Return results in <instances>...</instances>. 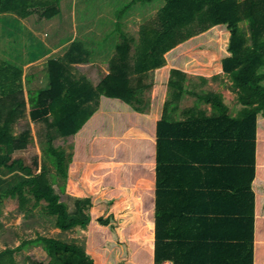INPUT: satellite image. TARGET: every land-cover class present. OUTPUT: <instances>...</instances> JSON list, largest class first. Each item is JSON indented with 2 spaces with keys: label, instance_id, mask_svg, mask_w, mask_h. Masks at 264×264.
Instances as JSON below:
<instances>
[{
  "label": "trees",
  "instance_id": "obj_1",
  "mask_svg": "<svg viewBox=\"0 0 264 264\" xmlns=\"http://www.w3.org/2000/svg\"><path fill=\"white\" fill-rule=\"evenodd\" d=\"M60 1L0 0V14H9L0 18L19 21L10 14L26 17L38 6L44 7L45 17L52 18L60 13ZM136 1L130 0L117 15L123 16L124 9ZM123 27L122 24L121 39L109 61V72L97 85L73 71V64L86 62L89 52L80 40H74L63 57L46 61L44 85L32 81L28 89L29 121L45 123V154L55 169L52 173L48 163L37 171L25 157L14 155L25 149L32 137L30 128L15 134L12 126L28 107L24 66L0 59V171L8 168L19 172L11 186H0V193L17 196L21 206L32 195L33 206L42 205L47 214L55 216V226L62 231L88 229L86 244L41 233L23 239L16 247L0 251V264H18L16 252L31 245L42 246L48 255V261L31 264H160L166 259L174 264H206L200 258L183 259L186 251L202 250L216 254L211 258L217 262L214 264H264V236L254 242L253 220L249 230L252 234L242 240L221 241L218 245L170 241L161 238L158 225L146 224L148 216H142V208H135L141 215L126 225L123 217L131 209L117 204L120 177H116L117 183L107 176L97 184V170L113 169V164H119L122 158L107 155L116 151L123 155L124 147L131 144L130 137L124 136L127 131L115 130L114 124L110 127L111 119H129L131 123L153 119L144 113L150 100L142 106L137 103H141L142 85L147 90L153 85L143 79L150 71H160L165 66L176 76L185 72L229 74L244 105L237 121L241 130L237 140L245 139L246 153H252V161L264 163V0H165L151 18L142 22L138 35H129ZM169 85L181 88V78L169 80ZM210 96L215 107L225 113L222 95L213 92ZM112 98L124 102H112ZM57 136L73 138V150L56 145ZM123 164L124 176L128 169L140 167L130 162ZM55 182L63 192L79 196L71 212L56 191ZM259 220L264 224V216ZM180 251L183 254L175 256Z\"/></svg>",
  "mask_w": 264,
  "mask_h": 264
},
{
  "label": "crops",
  "instance_id": "obj_2",
  "mask_svg": "<svg viewBox=\"0 0 264 264\" xmlns=\"http://www.w3.org/2000/svg\"><path fill=\"white\" fill-rule=\"evenodd\" d=\"M64 2L67 0L60 1V12ZM34 14L35 11L26 17L10 15L31 27L26 20H31L29 18ZM2 15L9 14H0V17ZM39 21L35 22L40 24ZM133 25L135 23L124 26L131 27L134 35L136 30L132 29L135 28ZM126 27L123 30L128 33ZM139 28L140 25L136 29ZM42 40L47 53L37 59L48 56L45 61L51 57H63L74 41L67 38L48 44L46 38ZM83 46L87 48L85 44ZM58 47L61 51L55 53ZM113 53L107 56L111 58ZM87 61L74 63L73 68L86 65ZM103 70L106 72L101 77L97 76V82L87 76L94 85L109 72L106 68ZM261 71L264 72V66ZM173 78H181V88L169 85V80ZM143 81L152 82L153 85L149 90L142 85L139 95L141 103L137 105H145L149 99V109L144 113L153 119L148 118L142 123L111 119L110 127L114 124L115 130L127 131L124 136L130 137L131 144L124 147L123 155L119 151L107 155L109 158L122 156L117 162L119 164L112 167L119 174L113 169L97 170V184L107 176L114 183H117L116 177L121 178L122 184L117 187L119 193L116 197L120 199L118 205H128L131 209L123 217L126 225L136 221L141 215L136 209L142 208V216H148L146 224L153 222L158 225L161 238L170 241H202L218 245L221 241L242 240L252 234L249 233L252 220L254 242L259 239L258 236H264V224L259 220L264 216V163L252 161V153H246L245 139L238 141L241 130L237 121H240L239 115L244 105L238 99L230 75L225 72L217 76L185 72L176 76L165 66L160 71H150ZM213 92L222 95L227 106L225 113L212 103L210 94ZM110 100L122 101L118 98ZM134 137H141V140ZM68 139L73 142V138ZM72 149L73 145H69L67 150ZM126 162L140 167L128 169L124 176L121 167ZM58 193L62 196L65 192L60 189ZM69 196V199L77 198ZM184 253V260L200 258L201 263H217L211 259L216 256L212 250ZM174 254L182 255L183 252ZM163 262L174 264L171 259Z\"/></svg>",
  "mask_w": 264,
  "mask_h": 264
},
{
  "label": "rangeland",
  "instance_id": "obj_3",
  "mask_svg": "<svg viewBox=\"0 0 264 264\" xmlns=\"http://www.w3.org/2000/svg\"><path fill=\"white\" fill-rule=\"evenodd\" d=\"M129 1L67 0L64 2L65 5L61 12L52 18L45 17L42 12L44 7L38 6V9H35L37 15L34 14L29 18L31 20H26V24H30L31 27L13 18L4 19V21L0 18V59L24 66V94L28 107L25 115L19 117L12 125L13 132L17 134L26 128H30L32 131V137L27 147L16 151L14 155L25 157V161L34 170L40 171L42 164L48 163L45 154L47 146L45 123L32 122L30 124V116H28V89L31 87L32 81L40 86L44 85L46 81L43 69L48 56L37 59L47 53V47L42 39L46 38L48 44L67 38L80 40L89 49L87 58L91 62L87 61L86 65L74 66L73 69L97 82V76L101 77L106 72L103 69L109 70L110 58L108 56L115 51L113 46L120 39L122 24L135 23L133 25L135 28L132 27L134 31L136 30L134 35L131 33V27L124 26L123 29L126 27L131 36L138 35L137 26L151 18L165 2V0H138L124 9L123 16L117 15V12L122 10ZM37 20H40V24L35 22ZM138 20L142 22H134ZM243 25H247V23H243ZM35 29H38L37 33ZM135 44L136 42L133 43V46ZM60 51L61 48L58 47L55 53ZM30 61L33 62L29 63ZM32 73H36V75ZM70 141L68 138L63 139L59 136L55 138V144L61 145L65 149H68L69 145H74V142ZM48 165L50 173L55 171L54 167L49 163ZM18 174V171L8 168L1 170L0 186L3 188L11 186L18 180ZM49 177L52 178V175ZM54 187L60 192L57 182L54 183ZM69 195L73 194L63 193L62 200H67L64 201L68 204L71 212L74 209L75 200L74 198L69 199ZM28 196L31 199L21 206L17 196L6 194L3 191L0 193V219L3 223V226L0 227V251L6 247H16L23 239L33 238L39 233L68 241L75 240L80 244L87 243L88 229L76 227L72 230L62 231L55 226V216L47 214L42 205L34 207V197ZM42 203L44 204V202ZM47 256V252L40 245L26 246L15 254L18 264H31L37 260L46 262L48 261Z\"/></svg>",
  "mask_w": 264,
  "mask_h": 264
},
{
  "label": "built area",
  "instance_id": "obj_4",
  "mask_svg": "<svg viewBox=\"0 0 264 264\" xmlns=\"http://www.w3.org/2000/svg\"><path fill=\"white\" fill-rule=\"evenodd\" d=\"M160 264H170V263H169V262H167V263L162 262V263H160Z\"/></svg>",
  "mask_w": 264,
  "mask_h": 264
}]
</instances>
